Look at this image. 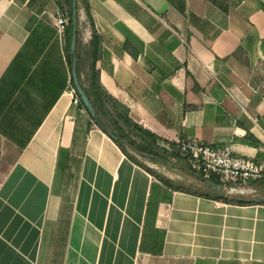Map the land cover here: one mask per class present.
Segmentation results:
<instances>
[{"label": "crops", "instance_id": "crops-1", "mask_svg": "<svg viewBox=\"0 0 264 264\" xmlns=\"http://www.w3.org/2000/svg\"><path fill=\"white\" fill-rule=\"evenodd\" d=\"M87 3L101 86L166 153L131 160L74 103L54 0H0V264H264V177L228 192L175 147L264 163V0Z\"/></svg>", "mask_w": 264, "mask_h": 264}, {"label": "trees", "instance_id": "trees-1", "mask_svg": "<svg viewBox=\"0 0 264 264\" xmlns=\"http://www.w3.org/2000/svg\"><path fill=\"white\" fill-rule=\"evenodd\" d=\"M59 12L64 13L67 16V24L64 26V40H65V54L70 71L73 65V56L76 55V71L79 83L89 98L90 102L94 106L95 114L91 115L84 107L81 98L77 94L73 79L71 84L75 89L78 96L79 105H81L94 123L113 141L118 145L121 151L127 155L131 160L138 162L128 151L127 148H131L138 154H143L153 159H163V154L166 150L159 147L156 143V137L148 131L143 130L137 124H135L128 117V109L119 103L116 99L111 97L101 86L99 81V75L96 70V61L99 57L101 48V37L97 32L94 21L90 12L87 0H75V8L77 14V28L75 34V49L71 51L72 41V11L74 0H54ZM84 8L87 20L92 27V38L88 45H83L80 39V32L78 29V16L79 8ZM86 57L88 61V70L82 74L81 60ZM127 127V130H126ZM191 172H195L194 170ZM223 200H228L227 197L218 196Z\"/></svg>", "mask_w": 264, "mask_h": 264}, {"label": "built area", "instance_id": "built-area-1", "mask_svg": "<svg viewBox=\"0 0 264 264\" xmlns=\"http://www.w3.org/2000/svg\"><path fill=\"white\" fill-rule=\"evenodd\" d=\"M63 32L67 18L60 14L55 22ZM74 92V103L78 97ZM176 150L186 156L192 170L203 179L216 178L228 192L243 191L251 180L264 177V163L236 155L229 145H213L195 138L178 140Z\"/></svg>", "mask_w": 264, "mask_h": 264}, {"label": "water", "instance_id": "water-1", "mask_svg": "<svg viewBox=\"0 0 264 264\" xmlns=\"http://www.w3.org/2000/svg\"><path fill=\"white\" fill-rule=\"evenodd\" d=\"M75 0L73 1V11H72V41H71V51L74 52L75 49V34H76V28H77V14H76V8H75ZM72 79H73V83L75 86V89L77 91V94L79 95V97L81 98V101L84 105V107L88 110V112L91 115H96L95 114V109L94 106L92 105V103L90 102L89 98L87 97V95L85 94V92L83 91L78 77H77V71H76V56H73V65H72Z\"/></svg>", "mask_w": 264, "mask_h": 264}, {"label": "rangeland", "instance_id": "rangeland-1", "mask_svg": "<svg viewBox=\"0 0 264 264\" xmlns=\"http://www.w3.org/2000/svg\"><path fill=\"white\" fill-rule=\"evenodd\" d=\"M126 130H127V127H126ZM129 149L132 151L133 155L136 156V157H138L140 160L145 161L147 163L149 162L146 158L140 156L138 153L134 152L131 148H129Z\"/></svg>", "mask_w": 264, "mask_h": 264}]
</instances>
